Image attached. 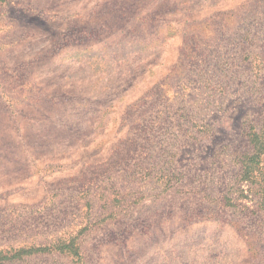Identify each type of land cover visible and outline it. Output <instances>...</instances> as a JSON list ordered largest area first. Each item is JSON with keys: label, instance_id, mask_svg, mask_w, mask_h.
I'll return each instance as SVG.
<instances>
[{"label": "rangeland", "instance_id": "374dc122", "mask_svg": "<svg viewBox=\"0 0 264 264\" xmlns=\"http://www.w3.org/2000/svg\"><path fill=\"white\" fill-rule=\"evenodd\" d=\"M0 264H264V0H0Z\"/></svg>", "mask_w": 264, "mask_h": 264}, {"label": "trees", "instance_id": "16d2710c", "mask_svg": "<svg viewBox=\"0 0 264 264\" xmlns=\"http://www.w3.org/2000/svg\"><path fill=\"white\" fill-rule=\"evenodd\" d=\"M256 140H258V136H255Z\"/></svg>", "mask_w": 264, "mask_h": 264}]
</instances>
